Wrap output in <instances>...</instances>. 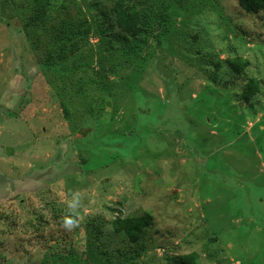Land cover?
I'll return each instance as SVG.
<instances>
[{
  "label": "rangeland",
  "instance_id": "374dc122",
  "mask_svg": "<svg viewBox=\"0 0 264 264\" xmlns=\"http://www.w3.org/2000/svg\"><path fill=\"white\" fill-rule=\"evenodd\" d=\"M37 1L0 0V264H264V12L153 0L134 53L113 0L25 28ZM144 213L133 258L112 221Z\"/></svg>",
  "mask_w": 264,
  "mask_h": 264
},
{
  "label": "trees",
  "instance_id": "16d2710c",
  "mask_svg": "<svg viewBox=\"0 0 264 264\" xmlns=\"http://www.w3.org/2000/svg\"><path fill=\"white\" fill-rule=\"evenodd\" d=\"M50 2L49 0L45 2L43 0L37 1V8H35L32 17L25 23V28L29 27L34 22H45L44 20L47 18V13L51 10V7H49L51 6ZM154 5L155 1L153 0H113L107 13L111 15L114 26L118 30V35H116L115 39L119 44L126 45L128 43V46H130V49L134 53L136 50H140L146 45L147 36L150 31H152V27L158 21H160V25H162L161 23L167 19L166 15L163 13L155 15L153 11H151ZM238 5L246 13L258 14L264 12V0H238ZM63 31L64 30L61 28L57 33L60 34ZM167 31V28L162 27L160 32L158 34L156 33V35L161 37ZM24 33L28 40H31L32 35L30 31L24 29ZM69 35L70 34H66L65 38H68ZM30 44L32 45V42H30ZM50 56L51 52L48 51L45 54V58H49ZM229 64L232 69L240 73L246 67L247 62L237 58L230 61ZM257 87V82L255 80L249 81L243 91L244 99L247 100L254 95ZM66 221L75 222V218L67 217ZM151 223L152 217L149 213H144L137 217L116 218L112 221L113 231L134 246L133 258L140 256L142 252H144V238L146 230ZM169 264H199L198 255L196 253L176 255L170 258Z\"/></svg>",
  "mask_w": 264,
  "mask_h": 264
},
{
  "label": "crops",
  "instance_id": "0c3cea01",
  "mask_svg": "<svg viewBox=\"0 0 264 264\" xmlns=\"http://www.w3.org/2000/svg\"><path fill=\"white\" fill-rule=\"evenodd\" d=\"M14 193V192H13Z\"/></svg>",
  "mask_w": 264,
  "mask_h": 264
}]
</instances>
